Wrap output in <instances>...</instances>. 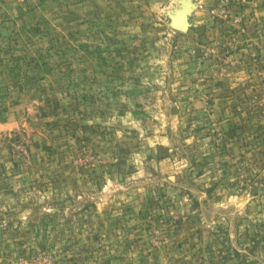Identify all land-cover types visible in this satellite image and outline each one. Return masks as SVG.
<instances>
[{
	"label": "rangeland",
	"instance_id": "1",
	"mask_svg": "<svg viewBox=\"0 0 264 264\" xmlns=\"http://www.w3.org/2000/svg\"><path fill=\"white\" fill-rule=\"evenodd\" d=\"M0 264H264V0H0Z\"/></svg>",
	"mask_w": 264,
	"mask_h": 264
},
{
	"label": "bare ground",
	"instance_id": "2",
	"mask_svg": "<svg viewBox=\"0 0 264 264\" xmlns=\"http://www.w3.org/2000/svg\"><path fill=\"white\" fill-rule=\"evenodd\" d=\"M179 12V11H178ZM184 13H185V11L184 10H181L180 12H179V14L176 16V19H175V21H174V23L177 25V26H179V27H185V18H184Z\"/></svg>",
	"mask_w": 264,
	"mask_h": 264
},
{
	"label": "water",
	"instance_id": "3",
	"mask_svg": "<svg viewBox=\"0 0 264 264\" xmlns=\"http://www.w3.org/2000/svg\"><path fill=\"white\" fill-rule=\"evenodd\" d=\"M181 10H184V11H185V13H184V18H185V23H186V24H185V27H179V26H177V25L174 23V21H175V19H176V16L179 14V12H180ZM179 12H178L177 15H175V16L173 17V19H172V24H173L176 28H179V29H185L186 26H187V14H186V6H184V4H183V8L179 9Z\"/></svg>",
	"mask_w": 264,
	"mask_h": 264
}]
</instances>
